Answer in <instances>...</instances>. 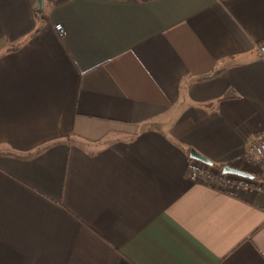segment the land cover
<instances>
[{"label":"crops","instance_id":"crops-1","mask_svg":"<svg viewBox=\"0 0 264 264\" xmlns=\"http://www.w3.org/2000/svg\"><path fill=\"white\" fill-rule=\"evenodd\" d=\"M37 6L0 0V264H264V190L188 178L264 184V0Z\"/></svg>","mask_w":264,"mask_h":264},{"label":"built area","instance_id":"built-area-1","mask_svg":"<svg viewBox=\"0 0 264 264\" xmlns=\"http://www.w3.org/2000/svg\"><path fill=\"white\" fill-rule=\"evenodd\" d=\"M54 1L58 0H51L52 3ZM54 28L59 35L62 36L64 34L62 24L57 23ZM238 163L255 168L260 176L264 177V135L257 141L249 143L243 148L238 157ZM241 170L245 171L244 169ZM188 178L194 182L213 185L224 192L239 189L264 190V184L254 182L252 178L224 173L222 168L212 167L205 163H197L194 160L188 165Z\"/></svg>","mask_w":264,"mask_h":264},{"label":"water","instance_id":"water-1","mask_svg":"<svg viewBox=\"0 0 264 264\" xmlns=\"http://www.w3.org/2000/svg\"><path fill=\"white\" fill-rule=\"evenodd\" d=\"M44 0H38L37 9L40 11L43 7ZM261 52L264 54V45L261 46ZM190 157L192 159L201 161L207 165H212V161L209 160L207 157L203 156L202 154L198 153L195 149L190 150ZM224 173L236 174L242 177L252 178L253 175L247 171H243L235 166L232 165H224L222 168Z\"/></svg>","mask_w":264,"mask_h":264},{"label":"trees","instance_id":"trees-1","mask_svg":"<svg viewBox=\"0 0 264 264\" xmlns=\"http://www.w3.org/2000/svg\"><path fill=\"white\" fill-rule=\"evenodd\" d=\"M59 1V0H58ZM262 45H264V40H261V41H259L258 42V45H257V47H258V50L261 52V46ZM262 53V52H261ZM215 74V73H214ZM214 74H211V75H209V76H206V77H204V78H207V77H211V76H213Z\"/></svg>","mask_w":264,"mask_h":264}]
</instances>
